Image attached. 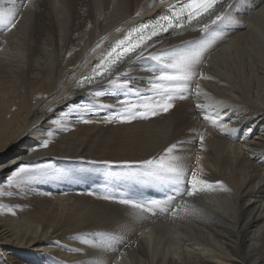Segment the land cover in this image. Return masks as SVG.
Masks as SVG:
<instances>
[{
  "label": "bare ground",
  "instance_id": "bare-ground-1",
  "mask_svg": "<svg viewBox=\"0 0 264 264\" xmlns=\"http://www.w3.org/2000/svg\"><path fill=\"white\" fill-rule=\"evenodd\" d=\"M11 6L4 0L5 8ZM161 8L154 0H32L20 6L14 28L0 25V184L15 191L6 180L19 164L50 166L21 194L0 196V264H264V0H235L231 13L237 22L219 28L226 38L207 53L203 71L214 79L201 81L199 101H178L163 118L81 123L72 114L63 122L70 131H56L53 124L67 105L90 102L79 90L58 103L100 58L97 43L114 41L117 28H130ZM195 35L166 34L156 48ZM109 91L99 101L122 97ZM197 102L209 112L222 111L236 133L205 125L196 115ZM92 106L86 118L102 121L104 111ZM205 127L211 132L205 150L195 145L187 160L193 164L199 155L198 178L221 181L230 191L217 187L195 200L186 197L177 216L167 214V207L154 216L88 195L109 192L163 205L166 187L135 180V187L119 190L118 178H106L87 161L147 159L190 137V129ZM49 129L52 137L41 135ZM45 139L49 147H40ZM94 232H102L101 239L82 242ZM117 256L120 261H113Z\"/></svg>",
  "mask_w": 264,
  "mask_h": 264
},
{
  "label": "snow or ice",
  "instance_id": "snow-or-ice-1",
  "mask_svg": "<svg viewBox=\"0 0 264 264\" xmlns=\"http://www.w3.org/2000/svg\"><path fill=\"white\" fill-rule=\"evenodd\" d=\"M9 3L12 6L5 8L4 0H0V25L14 28V18L20 6H27L32 0H19V4L16 0H9ZM154 4L162 5L159 13L130 28L123 30L117 28L120 36L106 45L103 40L97 43L100 58L90 68L89 73L75 81L74 88L67 96L60 97L58 103L70 100L79 90H84L91 100L88 104L67 105V111L62 112L53 121V124L58 126L56 131L71 130L63 122L72 114H78L76 119L81 123H131L153 117L163 118L178 101L190 98L199 101L203 92L201 81L214 79L203 71L207 53L211 51L216 41L226 38L219 28L237 22L231 13L235 0L231 3L229 0H154ZM135 15L140 17L141 13L137 12ZM185 32L197 35L190 40L181 39L178 44H170L167 48H156V45L166 38V34L169 37L182 36ZM141 83L143 90L138 86ZM99 85L104 87H98ZM109 90H118L122 97L115 103L99 101L98 98L112 94ZM93 103L95 110H104L102 121L86 118L88 114L94 113ZM195 109L197 117L205 125L210 122L214 131L228 136L236 133L235 127H230L224 122L222 111L209 112L200 102L195 103ZM48 111H53V108L50 107ZM190 132V137L170 143L147 159L87 161L98 166L106 178H132L138 182H151L166 187L170 194L163 205L155 200L141 204L109 192L102 194L89 192L88 195L139 209L154 216L159 215L163 207H167V214L177 216L188 204L186 197L195 200L202 193L216 190L217 187L223 191H230L221 181L210 182L198 178L201 157L197 155L196 162L189 164L187 156L196 151L195 145H199V151H204L205 140L211 132L207 127L202 132L191 129ZM53 134L54 131L51 129L41 132V135L46 137H52ZM39 143L40 147H49L46 139ZM49 167L32 162L19 164L6 180V184L15 191L6 192L3 190L4 185L0 184V196L21 194L20 189H26L31 182L48 175ZM3 168L4 166L0 165V171H3ZM23 194L26 195L27 192ZM102 235L91 233V239L84 237L82 242L91 244L93 239ZM109 239L117 241L119 238L110 236Z\"/></svg>",
  "mask_w": 264,
  "mask_h": 264
},
{
  "label": "rangeland",
  "instance_id": "rangeland-1",
  "mask_svg": "<svg viewBox=\"0 0 264 264\" xmlns=\"http://www.w3.org/2000/svg\"><path fill=\"white\" fill-rule=\"evenodd\" d=\"M104 111V110H103ZM103 114H105V112H103ZM134 179H132V178H118L117 180H116V182H117V188L119 189V190H124L127 186H129V185H131L132 187H135L136 185L134 184ZM149 184V186H152V185H154V183H151V182H148ZM170 193H167V195L166 196H168ZM142 197L144 196V195H141ZM98 233H102V232H98ZM103 234V233H102ZM64 239L65 240H69L70 242H74V241H76L77 239H75V240H71V239H67V238H65L64 237ZM96 239H101V236H99V237H97ZM78 241V240H77ZM114 252V251H113ZM113 252H111V253H113ZM115 260H117V261H120V258H118V256L117 257H115L114 259H113V261H115ZM115 263L116 264H118L116 261H115ZM119 264H122V263H119ZM125 264V263H124Z\"/></svg>",
  "mask_w": 264,
  "mask_h": 264
}]
</instances>
